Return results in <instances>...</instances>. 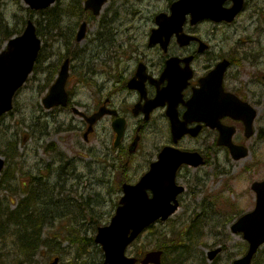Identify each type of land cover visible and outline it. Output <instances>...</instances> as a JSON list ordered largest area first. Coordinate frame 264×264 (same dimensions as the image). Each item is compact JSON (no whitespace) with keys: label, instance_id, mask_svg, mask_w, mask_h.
<instances>
[{"label":"rangeland","instance_id":"rangeland-1","mask_svg":"<svg viewBox=\"0 0 264 264\" xmlns=\"http://www.w3.org/2000/svg\"><path fill=\"white\" fill-rule=\"evenodd\" d=\"M169 3L170 0H131L128 5L121 3L126 13L131 15L121 28L123 37L118 38L123 42L124 48L128 47L125 56L130 58L132 51L139 48L141 52L156 53L155 48H148L147 39L150 30L155 27V14L167 10ZM110 4L112 7L116 0L110 1ZM76 7L71 0H60L56 9L46 16L36 13L32 17L43 40V49L34 74L17 93L15 109L0 121V154L4 156L9 150L16 159L10 160L11 165L4 172V180L0 185V209L9 213L20 212L16 208L22 193L16 194L11 189L8 191L4 181L9 180V184L15 189H21L23 183L31 187L32 180L26 176L41 175L44 170L40 171L39 167L44 163L54 162L44 147L55 145L56 150L75 162L76 171L73 170V173H68L63 178L54 177L55 172L42 174L51 178L45 184V188H49L41 190L39 195L44 214L38 217H43L44 220L37 230L41 234L38 237L33 235L35 228H31L35 222L31 225H18L1 217L0 264H47L57 250L63 252L62 260L67 264L78 250V244L74 245L72 240L79 237L83 239V246L88 245L87 254L83 256L87 260L83 263L98 264L104 260L102 251L92 247L91 239L96 237L98 227L109 224L114 208L122 196V191H119L121 183L115 182L116 174L112 166L119 160L120 148L113 147L114 140L108 139L109 127L106 123L97 125L91 141L84 142L82 134L85 127L81 118L63 110L48 111L42 104L64 56L70 58L77 52L83 53L79 59H73L69 82V92L74 101L82 106L83 112L91 113L95 109L98 99L96 81L103 84L108 79L105 74L109 71L108 63L106 66L101 63L107 62L109 54L98 56V48L92 49L95 47L93 43L89 48L86 47L102 21L93 19L90 39L81 44L79 49L74 47L73 39L70 42L71 33L76 31V25L83 17L79 11L74 10ZM26 8L22 0H0V24H6L7 30L12 33L21 30L24 20L29 19L30 10ZM247 8L233 25L219 26L203 22L197 27L188 26L187 29L216 45L212 53L204 57L205 61L220 55L233 59L235 65L228 75L229 84L237 87L236 90L239 88L240 94L248 97L249 102L259 108L256 129L264 138V0H255ZM137 10L138 13L135 12ZM60 11L66 14L62 16L65 19L56 35ZM105 15L112 20V25L120 23V17L117 18L113 13L107 12ZM88 64L91 70L95 69L104 75L90 77ZM196 66L202 73V67L198 64ZM87 77L93 82L92 86L81 82ZM59 129L67 131L61 133ZM24 136H27L26 141L23 140ZM157 137L165 142L167 135L143 137L140 151L133 156L130 169H127V177L131 183L138 181L147 170L148 149L153 142L155 144L159 141ZM132 139L123 140L126 149ZM211 140L212 135L208 132L196 138L197 150L205 151ZM249 146L250 157L238 162L229 158L225 150L212 148L208 152L210 159L207 166L199 168L198 178L193 173L189 176V193L183 197L177 214L166 223H158L145 231L134 247L130 248L128 255L135 256L138 252L153 250L157 246H175L182 250L183 245L191 244L193 247H190V252L182 254L183 264H213L214 261L216 264H233L236 258L243 256L245 247L241 246L245 245L244 241L240 235L232 234L230 222L255 208L256 196L251 187L254 181H264V139L260 142L255 136ZM249 165L252 167H248ZM11 169L13 170L10 172ZM32 189L35 186L30 188ZM215 199H218L219 208L223 212L226 210L225 216L217 210L223 219L210 208L216 206L217 209ZM201 213V218H198ZM205 215L208 221H203ZM200 219L204 222L202 229L205 225L203 234L199 235L196 228L189 236L187 232L182 233L193 221ZM224 234L231 236L229 241ZM28 236L31 237L30 241L24 239ZM156 236H160L161 240ZM87 239L89 242L86 243ZM156 240L160 242L157 243ZM26 241L30 243H25ZM217 248H222V252L212 262L209 260V253ZM254 264H264V248L260 250Z\"/></svg>","mask_w":264,"mask_h":264},{"label":"water","instance_id":"water-1","mask_svg":"<svg viewBox=\"0 0 264 264\" xmlns=\"http://www.w3.org/2000/svg\"><path fill=\"white\" fill-rule=\"evenodd\" d=\"M54 1L55 0H26L34 9L46 8ZM223 1L224 0H180L172 7L173 16L171 20L166 18L164 20L162 18L158 20L162 29L158 30V32H154V37L161 38L165 35L169 39L174 32L179 33L184 23V17L189 13L192 14L193 23H197L205 18L215 21L224 19L233 21L235 14L240 10L243 0H235L237 4L236 8L229 13L221 9ZM105 2L106 0H90L86 3L87 9H92L95 14H98ZM39 48L40 40L36 38L35 29L33 25L29 23L25 35L11 41L7 50L0 55V116L13 108V95L27 79L35 63L34 61L37 57ZM226 66L227 62L221 64L218 73L220 77H222L221 75ZM66 71L67 67L65 66L50 96L44 100L45 106L48 108L61 103L66 104L67 97L63 94L64 82L67 78ZM216 73L217 71L215 72V76ZM204 88L206 87L204 86ZM208 88L216 89V87ZM205 92H207V88L204 93L203 89L200 90V93L196 94L192 99L193 111L195 117L198 114L199 121L208 122L207 106L211 104V99L209 97L211 93L208 92L206 95ZM227 102L226 99H218L215 100L213 104L217 106L219 103H222L224 105L222 110L226 115L230 114L235 118H243V116H245L249 119L248 121L251 126L256 111L249 107L248 104L241 102L233 96L230 98L228 107H226ZM246 110L248 113H246ZM96 120L97 118L94 117L90 120V123L94 124ZM222 131L223 135L219 142L220 144H226L231 147L235 159H240L248 154L243 148L237 149L232 144L231 138L234 134L233 129ZM179 135L181 136L182 134ZM119 140L120 139L117 140L116 145L119 144ZM178 155L176 156L175 165H170L171 168L164 166L159 168L158 165H153L152 171L142 177L143 180L139 184L132 186L124 185L123 191L125 192V196L121 199V206L118 208L116 216L112 219L111 226L100 228L99 230L97 242L102 243L107 258L104 264H133L134 261L123 257L127 245L133 241L145 227L152 224L156 219L162 218L166 220V218L175 212L177 205L173 206L172 202L176 201L177 194L181 189L174 187V173L178 165L182 162H186L188 157L187 154L178 153ZM200 163L201 157L198 154V164ZM4 165L5 163L0 159V172ZM162 177L167 178L165 186L162 185ZM254 185L259 196L257 209L254 213L244 216V218L233 227V229L237 231L244 232L245 238L250 241L251 245L248 255L243 259L235 261V264H251L250 262L257 252L258 246L264 243V183H255ZM148 190L153 191V198L148 197ZM160 257L159 252L148 254L143 264H159ZM54 264H58V262Z\"/></svg>","mask_w":264,"mask_h":264},{"label":"flooded vegetation","instance_id":"flooded-vegetation-1","mask_svg":"<svg viewBox=\"0 0 264 264\" xmlns=\"http://www.w3.org/2000/svg\"><path fill=\"white\" fill-rule=\"evenodd\" d=\"M247 4V1H246ZM231 3L227 2L226 7H230ZM246 7V5H245ZM244 7V8H245ZM187 34H190L188 30H186ZM195 35V34H194ZM196 36L195 40H192L189 45L180 46L177 42L176 37H172L169 47L167 51L162 50L161 46H156V53L155 54H141V58L137 59V61L132 66V69H130L129 66H127L128 61H119L117 63L118 66H121L124 64L123 68L120 69L121 71H116V75L113 76L114 86L112 87L111 91H109L108 94L105 93L102 94L96 101V111L104 110L110 113V115H107L106 118L109 119V123L111 126L112 123L115 120H118V118H124L126 121L127 127H133L132 133L130 135V138H137L140 137H152V136H163V135H172L171 134V128L167 129L164 127L166 124V127H169V119L166 114V107L162 108V114H160V117H157L158 111L155 110L152 112L151 117L148 121H146V115L143 112H139L137 115L134 113V107L139 106V104L147 103L150 98H153L158 89L161 90L167 85V80H162V73L164 71V66L170 58H177L179 60V67H181V71L178 74V78L182 79L183 77V70L186 67H189L188 73L190 72V66H189V58H192V61L190 62V65L194 67V80L191 81V77L188 79V86L183 91V98L181 99V104L178 108V115L179 119L183 120V116L187 112L186 104L192 99V89L194 85L198 83V79L201 78L202 75H200L197 71L196 64L202 67V71H207L212 67V65H207V63H214L215 60L220 61L224 58L218 56L214 59H209V61H205L204 57L206 55H209L211 53V50L214 49L216 46L213 41L204 39L201 35ZM206 45L207 49L203 51V53H200V48ZM150 46V45H149ZM206 62V64L204 63ZM204 63V64H203ZM140 64L144 65L145 71V77H147V81L145 82L144 90L146 91L145 94H142V92L137 90H132L129 88L128 83L130 79H132L134 76L136 77L138 67ZM201 64V65H200ZM215 65V64H214ZM122 72V73H120ZM137 83L140 81V78H136ZM228 86V85H227ZM228 88V87H227ZM229 89V88H228ZM115 112V114H113ZM222 124L225 126L232 125L235 127L236 130H238V134H243V128L244 125L240 121H235L228 118H223ZM189 128H195V124H189ZM205 131V130H204ZM203 131V132H204ZM209 131H216L213 129H209ZM216 133V132H215ZM217 136V134H216ZM112 139H115V133L111 134ZM127 138V136L124 139H130ZM242 140V139H241ZM170 144V142L168 143ZM173 145V144H170ZM177 147L183 151H191L197 153V143L196 138L191 137L190 135L185 136V138L181 139L177 143ZM150 155V161H153L156 156ZM183 169L186 172H198L199 167L197 166H191L186 165L183 167Z\"/></svg>","mask_w":264,"mask_h":264}]
</instances>
